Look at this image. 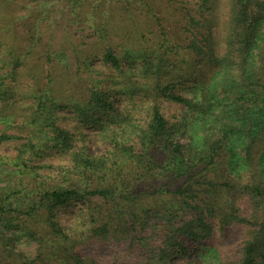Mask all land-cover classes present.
Masks as SVG:
<instances>
[{
    "label": "trees",
    "instance_id": "16d2710c",
    "mask_svg": "<svg viewBox=\"0 0 264 264\" xmlns=\"http://www.w3.org/2000/svg\"><path fill=\"white\" fill-rule=\"evenodd\" d=\"M157 1L92 0L85 14L102 37L113 10L151 18ZM187 3L184 48L218 78L190 83L189 93L179 90L182 81L143 83L137 89L149 102L143 123L132 121L115 102L119 89L103 81L85 102L70 106L53 90L20 88L22 57L0 59V143L15 144L17 152L0 155V175L8 167L19 175L0 186V264H104L102 248L111 250L109 264H210L192 253L194 243L195 249L205 243L214 264H264V0H229L220 22L218 0ZM71 4L84 7L83 0ZM104 61L121 69L111 49ZM164 102L196 112L185 141L179 124L165 116ZM70 107L95 127L103 151H90L59 124ZM200 124L209 125L202 135ZM51 150L67 161L55 178L40 172L46 164L35 163ZM72 202L84 203L85 223L65 227L59 210ZM19 237L35 242L34 254L17 249Z\"/></svg>",
    "mask_w": 264,
    "mask_h": 264
},
{
    "label": "rangeland",
    "instance_id": "374dc122",
    "mask_svg": "<svg viewBox=\"0 0 264 264\" xmlns=\"http://www.w3.org/2000/svg\"><path fill=\"white\" fill-rule=\"evenodd\" d=\"M73 1L0 0V59H7L12 53L23 58L16 77L23 91L32 94L39 89L53 90L54 96L67 100L64 103L78 106L86 101L95 84L103 81V85L119 89L115 102L122 109L129 110L132 121L143 123L147 119L149 103L143 91L137 90L146 88L143 83L158 77L166 81H182L184 85L179 86V90L189 93L187 86L190 83L218 78L215 68L197 64L194 56L184 48L190 36L186 30L188 19L185 7L188 0L183 4L158 0L155 2L157 16L151 18L143 14L128 17L115 9L107 26L109 33L105 32L102 37L99 32L101 28L92 27L85 14L90 11L89 3L92 0H83L84 7L76 9L72 8ZM218 4L220 12L216 21L220 22V18L228 17L229 0H218ZM104 15L105 12L102 17ZM97 20L101 21L102 18L98 16ZM109 49L121 61V69H115L104 61V54ZM140 57L150 59L151 65L144 64V59ZM25 100L32 98L26 97ZM162 108L171 124H179V139L185 141L188 129L196 127L193 124L196 112L172 102H164ZM74 109L64 108L59 124L83 140L90 151H103L105 141L94 134V126H86L76 116ZM207 127L208 124H200L196 133L202 135ZM2 129L4 125L0 123V131ZM16 153L15 144L0 143V155ZM65 162L62 155L52 150L35 160L37 165H53L40 169L41 173H47L51 178L60 172L58 165ZM8 168L2 170L0 186L12 184L19 176L10 173ZM240 202L247 210V200ZM83 207L82 202H72L60 208L59 219L63 226L84 224ZM231 235H238V232L232 231ZM204 244H200L198 249L194 248L198 246L196 243L192 244L191 251L201 252V257L214 264L215 255L206 246L204 248ZM16 247L30 254L36 251L35 242L26 237H19ZM110 251L101 249L100 260L104 264L110 262Z\"/></svg>",
    "mask_w": 264,
    "mask_h": 264
}]
</instances>
